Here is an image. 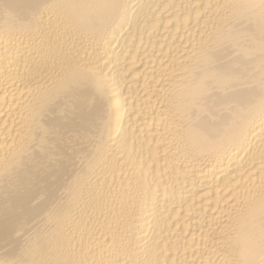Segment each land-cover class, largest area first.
I'll return each mask as SVG.
<instances>
[{
	"label": "bare ground",
	"instance_id": "bare-ground-1",
	"mask_svg": "<svg viewBox=\"0 0 264 264\" xmlns=\"http://www.w3.org/2000/svg\"><path fill=\"white\" fill-rule=\"evenodd\" d=\"M0 264H264V0H0Z\"/></svg>",
	"mask_w": 264,
	"mask_h": 264
}]
</instances>
